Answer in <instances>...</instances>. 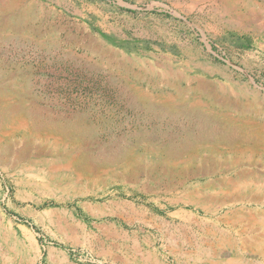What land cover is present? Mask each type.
Wrapping results in <instances>:
<instances>
[{"label":"rangeland","instance_id":"374dc122","mask_svg":"<svg viewBox=\"0 0 264 264\" xmlns=\"http://www.w3.org/2000/svg\"><path fill=\"white\" fill-rule=\"evenodd\" d=\"M263 176L264 0H0V264H246Z\"/></svg>","mask_w":264,"mask_h":264},{"label":"bare ground","instance_id":"6f19581e","mask_svg":"<svg viewBox=\"0 0 264 264\" xmlns=\"http://www.w3.org/2000/svg\"><path fill=\"white\" fill-rule=\"evenodd\" d=\"M181 108H183V107H181ZM258 139H261V137L259 136ZM254 198H252V200ZM257 199H258L257 202L259 205L264 203V198H257ZM236 202H237V200L235 197H228V198L216 197V198H208V199H197V198L190 199V200H186L184 202V204L185 205H191L196 210L195 211L196 213H194V214L189 213V216L190 215L191 216L197 215L200 213H202L203 215H214L213 219H215V221L210 223L208 226L203 224L197 228L199 230L200 234L202 235L201 237L203 240L211 241V243L214 244L215 249H216V247L227 248L228 250H230V253L234 254L235 256H238L241 258H246L247 256H250L251 260H253V261H251V262L248 261V262H246V264H261V263L264 264V207H262V206L249 207L248 204L244 203V201L241 202L239 207H236L237 206ZM225 207L228 208V210H226V212L223 215L218 216V214ZM229 212L232 213V219L231 220H228L227 218H225V216ZM241 218L250 219L252 221V224L254 226L258 227L260 233H258L257 235L259 237H256V238L253 237L252 238L251 234H249L246 231H241V230L237 229L238 227H235L234 224H231V222H236ZM187 219H189V217ZM204 223H206V222H204ZM246 226L248 227V225H246ZM190 233H192V232H190ZM188 234H189V232H188ZM192 235H193V233H192ZM208 243H210V242H208ZM204 245H206V243ZM209 250H211V249L209 248ZM219 251H221V250H219ZM185 256L186 255L184 254V257ZM231 259L228 260L226 263L231 264ZM232 262H233V260H232ZM233 264H235V263H233ZM239 264H244V263L242 262Z\"/></svg>","mask_w":264,"mask_h":264}]
</instances>
